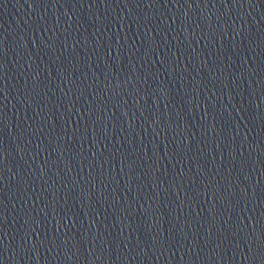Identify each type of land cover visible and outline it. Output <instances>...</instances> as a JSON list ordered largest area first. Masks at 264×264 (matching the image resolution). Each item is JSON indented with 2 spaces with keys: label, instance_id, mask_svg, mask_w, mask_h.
Segmentation results:
<instances>
[{
  "label": "water",
  "instance_id": "water-1",
  "mask_svg": "<svg viewBox=\"0 0 264 264\" xmlns=\"http://www.w3.org/2000/svg\"><path fill=\"white\" fill-rule=\"evenodd\" d=\"M0 264H264V0H0Z\"/></svg>",
  "mask_w": 264,
  "mask_h": 264
}]
</instances>
